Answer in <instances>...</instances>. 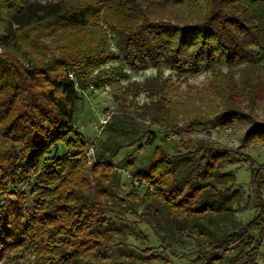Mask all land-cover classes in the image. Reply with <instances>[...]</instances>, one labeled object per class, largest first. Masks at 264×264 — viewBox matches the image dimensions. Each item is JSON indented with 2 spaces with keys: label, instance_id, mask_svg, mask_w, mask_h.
<instances>
[{
  "label": "trees",
  "instance_id": "obj_1",
  "mask_svg": "<svg viewBox=\"0 0 264 264\" xmlns=\"http://www.w3.org/2000/svg\"><path fill=\"white\" fill-rule=\"evenodd\" d=\"M99 23L129 68L157 70L144 82L151 99L143 114L151 124L179 135L185 149L172 155L156 144L143 166H135L132 156L121 161L139 184L147 183L141 197L137 188L120 193L111 158L94 154L88 162L85 138L73 125L90 66L112 58L99 51L106 40ZM93 25L96 32L89 31ZM68 33L75 35L59 36ZM48 40L57 54L47 56ZM262 58L264 0H0V209L13 197L23 200L26 191L35 198L16 230L7 221L0 224V264H23L27 256L30 264H129L101 256L114 232L92 231L126 220L124 214L135 217L137 227L164 231V252L171 250L166 239L198 232V248L186 252L194 253L187 264L219 263L234 249L229 264L254 263L264 239V172L242 153L198 135L242 126L241 148L264 145V118L256 114L258 102L264 107V78L250 69ZM164 69L185 82L209 75L210 84L198 90L196 100L206 92L217 98L213 115L199 111L195 98L177 92L166 79L156 83ZM142 139L118 145L109 156L131 146L142 151L154 143L155 133L149 131L145 143ZM236 160L251 170L257 213L223 232L221 223L238 194L232 170Z\"/></svg>",
  "mask_w": 264,
  "mask_h": 264
},
{
  "label": "rangeland",
  "instance_id": "obj_2",
  "mask_svg": "<svg viewBox=\"0 0 264 264\" xmlns=\"http://www.w3.org/2000/svg\"><path fill=\"white\" fill-rule=\"evenodd\" d=\"M95 26L93 25L89 31L96 32ZM99 26L106 33L105 43H101L99 51L104 50L106 54L110 52L112 54H110V57L112 58L100 67L90 66L89 85L80 91L73 125L85 138L88 162L89 160L93 162L94 154H103L111 158L112 163L116 166V172L119 173L120 181L118 186L120 193L125 194L129 190L137 188V196L141 197L146 191L147 183L142 182V184H139L135 178L129 175V171H132L131 167L121 161L128 158V156H132L135 166H143L153 155L156 144L163 145L172 155L176 154L177 151L185 152V149L181 145L179 135L174 134L169 129H162L151 124L147 114H143L145 113V106L149 104L151 99L148 92L144 89V82L155 78L157 70L148 68L136 72L129 68L124 63L121 57L122 54L119 53L120 51L114 47V41H111V33L102 24L99 23ZM88 33L90 32L86 33V38H89ZM72 35L75 34L68 33L59 36L62 39ZM47 43L49 45L47 56L52 53L57 54L55 46L49 40ZM117 54L119 57H117ZM250 69L255 77L263 79L264 58L253 63ZM85 71L88 72L89 70L85 69ZM238 74L239 70L236 71L237 79ZM164 79L169 84L172 83L177 92L187 94L195 98V100L196 96H198V90L208 87L210 84V77L207 74L198 75L185 82L184 78L177 77L176 74L167 69L162 70L161 75L154 81L160 84ZM97 81L102 83L99 88L95 87ZM174 92H170L173 97ZM199 96H201V100L195 101V105L199 108L198 110L205 114L213 115L214 105H219V100L215 97H209L210 94H207V92ZM173 97L168 99L173 102L175 100ZM256 114L258 118H264V107L261 102H258ZM110 124L112 127L109 126ZM149 131L155 133V141L152 145H144L142 151H138L136 146L125 147L120 149L116 155L109 156L114 153L118 145H129L143 136L142 143H145ZM244 132L245 127L242 126L225 130L212 128L210 134L207 135L202 131L198 137L210 138L218 143L219 148L242 153L245 156L243 158L252 159L256 163L255 166L264 172V145L251 143L241 148ZM190 136H193V134ZM64 152L65 149L60 147L58 153L62 154ZM235 163L236 165L232 167V170L235 175L234 184L238 189V194L232 202V212L229 214V218L221 223L223 232L230 230L234 223L244 224L250 221L257 213L253 208L254 202L249 188L251 170L245 162L236 160ZM228 169H231V167ZM148 188L152 190V186L149 187L148 185ZM34 199V196L29 191H26L23 200L17 197L11 198L3 209H0V224L7 221L10 227L16 230L20 223L25 222L26 213L32 212ZM6 213L8 214L7 220L5 218ZM123 216L126 220L115 219L107 224L94 226L92 230L96 234L104 233L105 231L115 233L110 247L102 249L101 256L103 259L108 262L115 259L127 261L129 264H187L193 258L194 253L187 254L186 252H194L198 248V243L195 241L196 237L200 238L198 232L192 234V237L177 234L172 241L166 239V242L171 243V250L174 251V254H171V250L164 252L162 248L160 236L162 237L165 234L164 231L156 234L144 224L140 223L138 227L133 225L134 223L132 222L136 220L135 217L125 214ZM204 222L206 223L205 220ZM203 239L205 238H201V240ZM118 243H121V245H118ZM146 248H152V254L140 251ZM236 253V249L229 251L219 263L214 264H229L230 259ZM131 261L134 263H130ZM30 262L31 259L28 256L26 260H23V264H30ZM251 264H264V239L255 262Z\"/></svg>",
  "mask_w": 264,
  "mask_h": 264
}]
</instances>
